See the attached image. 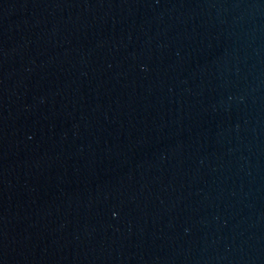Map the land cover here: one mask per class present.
<instances>
[{
  "label": "water",
  "instance_id": "1",
  "mask_svg": "<svg viewBox=\"0 0 264 264\" xmlns=\"http://www.w3.org/2000/svg\"><path fill=\"white\" fill-rule=\"evenodd\" d=\"M0 264H264V0H0Z\"/></svg>",
  "mask_w": 264,
  "mask_h": 264
}]
</instances>
